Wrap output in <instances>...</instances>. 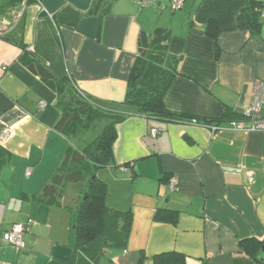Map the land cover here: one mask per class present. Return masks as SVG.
<instances>
[{
	"label": "crops",
	"instance_id": "obj_1",
	"mask_svg": "<svg viewBox=\"0 0 264 264\" xmlns=\"http://www.w3.org/2000/svg\"><path fill=\"white\" fill-rule=\"evenodd\" d=\"M154 1L165 8L138 0L15 3L21 16L12 17L8 33L0 32V146L10 154L0 168V264H67L76 243L75 202L68 209L64 197L36 198L68 145L54 130L56 93L5 38L20 39L79 91L121 104L139 36L163 32L169 53L179 58L166 109L221 126L229 112L241 119L254 80L264 79V19L257 30L239 21L250 0H184L174 11L169 0ZM210 21L215 38L206 33ZM152 129L159 131L155 137ZM115 131L113 159L97 177L106 184L107 206L129 212L130 232L125 247L108 249L98 264H154L153 256L167 252L181 254L185 264L264 260V131H211L140 115L117 123ZM27 220L23 247L3 241L5 230ZM247 240L261 243L257 259L242 247Z\"/></svg>",
	"mask_w": 264,
	"mask_h": 264
},
{
	"label": "trees",
	"instance_id": "obj_2",
	"mask_svg": "<svg viewBox=\"0 0 264 264\" xmlns=\"http://www.w3.org/2000/svg\"><path fill=\"white\" fill-rule=\"evenodd\" d=\"M17 1L19 0H7L0 4V16ZM151 6L165 8L156 1L147 7ZM168 6L170 7V0ZM261 6L263 5L250 0L246 12L240 15V24L257 30L260 24L257 10ZM170 9L175 10L171 7ZM206 33L213 38L216 37L217 27L214 22H208ZM5 39L22 50L19 58L22 64L56 93V106L60 110V117L54 124V130L63 135L68 142L60 165L36 198L55 202L61 199L69 186L81 181L86 183L84 196H78L75 201L76 243L73 256L67 264H98L108 249L125 247L130 232L131 216L129 212L107 206V187L98 179L95 170L112 161V145L116 138L115 125L128 116L140 115L175 122L186 119L167 110L164 104L165 93L172 79L178 74L179 58L169 53L168 37L163 32L156 31L152 36L140 35L137 56L128 76L125 99L121 104H111L79 91L69 76H58L45 62L28 53L20 39ZM225 117L226 120L238 119L231 112ZM96 121H104V124L92 143L83 149L75 147L70 137H73L76 131L78 133L79 129L82 130ZM9 160L10 154L0 146V168ZM62 206L71 208L70 204ZM240 243L254 259H257L255 254L260 249V242L247 240ZM258 261L264 260L257 259L256 262ZM153 262L185 264L184 257L175 252L157 254L153 256Z\"/></svg>",
	"mask_w": 264,
	"mask_h": 264
},
{
	"label": "built area",
	"instance_id": "obj_3",
	"mask_svg": "<svg viewBox=\"0 0 264 264\" xmlns=\"http://www.w3.org/2000/svg\"><path fill=\"white\" fill-rule=\"evenodd\" d=\"M184 0H170V7L172 9H178L181 7ZM140 6L147 7L154 3L153 0H138ZM162 7H164L161 4ZM260 18L264 19V5L258 10ZM15 18L21 16V12H14ZM264 105V79L256 78L252 85L251 98L249 104L244 107L241 119H231L228 120L223 126L218 123L200 121L195 117L181 119V121L188 122L193 125H199L215 131L221 128L241 130V131H264V115L262 114V109ZM44 106V104H42ZM9 128L6 127L2 131L1 138L5 139L9 135ZM152 136H156L159 131L157 129H152L150 131ZM248 180H252V176L247 174ZM175 183L174 179L170 180V188H173ZM32 220H27L24 223H15L8 230L2 233V239L5 243L11 244L15 247L21 248L24 246L23 236L28 232L31 226ZM255 264H264V261H258Z\"/></svg>",
	"mask_w": 264,
	"mask_h": 264
},
{
	"label": "rangeland",
	"instance_id": "obj_4",
	"mask_svg": "<svg viewBox=\"0 0 264 264\" xmlns=\"http://www.w3.org/2000/svg\"><path fill=\"white\" fill-rule=\"evenodd\" d=\"M7 0H0V4L5 3ZM16 10V7L14 5L9 6L4 14L0 16V32L2 34L8 33L10 30L11 25L13 24V14ZM104 124V121H96L95 123H92L89 126H85L84 129L78 130L74 133L73 137H70L71 143L80 149H83L86 145L92 143L94 138L100 133L101 128ZM77 135L75 136V134ZM75 136V137H74ZM96 174H97V170ZM85 182L81 181L77 184L71 185V187H68L67 190L62 194V198L64 197L63 204H71L72 202L76 201V198L82 197L84 189H85Z\"/></svg>",
	"mask_w": 264,
	"mask_h": 264
},
{
	"label": "water",
	"instance_id": "obj_5",
	"mask_svg": "<svg viewBox=\"0 0 264 264\" xmlns=\"http://www.w3.org/2000/svg\"><path fill=\"white\" fill-rule=\"evenodd\" d=\"M263 247H264V244H263Z\"/></svg>",
	"mask_w": 264,
	"mask_h": 264
}]
</instances>
